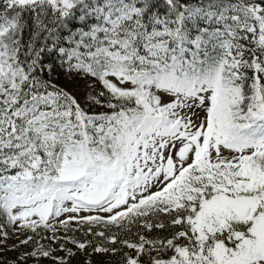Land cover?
Wrapping results in <instances>:
<instances>
[{"label":"snow or ice","instance_id":"1","mask_svg":"<svg viewBox=\"0 0 264 264\" xmlns=\"http://www.w3.org/2000/svg\"><path fill=\"white\" fill-rule=\"evenodd\" d=\"M0 251L264 264V0H0Z\"/></svg>","mask_w":264,"mask_h":264},{"label":"trees","instance_id":"2","mask_svg":"<svg viewBox=\"0 0 264 264\" xmlns=\"http://www.w3.org/2000/svg\"><path fill=\"white\" fill-rule=\"evenodd\" d=\"M67 76H63L60 78V82H61V85L64 84V81L66 79ZM8 242H12L14 243L13 240H9ZM17 255H19V253L17 252H11V251H0V261H4V260H12L14 259ZM28 264H35L34 261H29ZM40 264H52V262L47 259V258H43L41 261H40Z\"/></svg>","mask_w":264,"mask_h":264},{"label":"rangeland","instance_id":"3","mask_svg":"<svg viewBox=\"0 0 264 264\" xmlns=\"http://www.w3.org/2000/svg\"><path fill=\"white\" fill-rule=\"evenodd\" d=\"M65 85H67V86H69V87H70V85H71V81L69 80L68 77H66V79H65V81H64V84H63L62 86H65ZM8 244L11 245L12 242H8ZM2 252H4V251H2Z\"/></svg>","mask_w":264,"mask_h":264}]
</instances>
